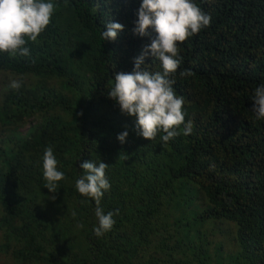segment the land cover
I'll return each instance as SVG.
<instances>
[{"label":"trees","instance_id":"1","mask_svg":"<svg viewBox=\"0 0 264 264\" xmlns=\"http://www.w3.org/2000/svg\"><path fill=\"white\" fill-rule=\"evenodd\" d=\"M206 1L193 0L210 24L178 43L170 77L192 132L182 124L166 144L162 132L137 135L136 118L107 96L115 73L132 72L155 36L132 31L142 0H52L47 28L36 42L25 37L30 56L0 53V71L21 83L0 93V264H264V225L247 228L259 240L246 247L232 229L249 207L264 214V167L245 164L256 141L247 120L238 121L245 132L231 131L239 112L256 118L264 0ZM106 21L124 25L115 41L101 38ZM245 27L250 34L238 31ZM144 67L161 70L151 55ZM47 147L64 173L56 193L44 187ZM87 160L108 164L100 207L115 224L99 237L97 205L75 189Z\"/></svg>","mask_w":264,"mask_h":264},{"label":"clouds","instance_id":"2","mask_svg":"<svg viewBox=\"0 0 264 264\" xmlns=\"http://www.w3.org/2000/svg\"><path fill=\"white\" fill-rule=\"evenodd\" d=\"M217 3L221 1L207 0L204 5ZM201 9L193 0H142L140 4L138 19L134 22L135 27L132 31L143 37L149 35V29H152L155 36L151 38L150 44L144 46L142 53L134 58L132 72L115 73L114 83L108 89L107 96L118 104L122 114L136 118V134L145 139L154 140L157 134L162 132L164 134L161 136V142L166 144L180 135L177 129L182 124L185 125L183 135H189L192 132L191 122L185 124V113L182 110L183 98L174 92L172 87L174 80L170 77L177 72L181 62L178 58V43L184 42L210 24V15ZM53 13L52 0H0V53H8L10 56H30L25 37L28 41L36 42L38 36L49 25ZM105 27L106 31H102L101 38L108 41H115L118 33L124 29L123 24L112 21H106ZM238 31L250 34V27ZM234 39L238 41L239 37ZM149 55L159 61L160 71L150 72L144 67L145 57ZM190 74L188 70L180 72L181 76ZM9 87L18 90L21 83L12 80ZM251 99L254 101L252 110L256 118L249 121L239 112L231 126V131L234 134H241L246 130L254 133L256 141L251 143L254 154L245 160V164L253 161L254 167L259 165L264 167V84L254 90ZM241 117L248 122L246 130L238 125ZM128 135L127 130L122 131L117 135V139L124 143ZM57 163L53 149L47 147L43 154L42 167L43 178L46 181L44 187L50 193H56L57 182L64 179V173L57 170ZM79 167L84 174L75 180V189L82 196L95 201L98 226L93 229V232L99 237L110 231L115 224L114 213L104 214L100 207L104 192L111 187L106 177L108 164L101 161L97 165L87 160L83 161ZM50 198L55 199V196ZM263 225V212L259 207L253 206L249 207L243 220L232 229L236 230V235L239 236L237 238L243 247H246L259 240L257 234L255 239H248L250 232L246 231L247 228L255 229Z\"/></svg>","mask_w":264,"mask_h":264},{"label":"rangeland","instance_id":"3","mask_svg":"<svg viewBox=\"0 0 264 264\" xmlns=\"http://www.w3.org/2000/svg\"><path fill=\"white\" fill-rule=\"evenodd\" d=\"M12 80H17V77L13 76L10 72L0 71V93L1 94H2V91H1L2 85ZM27 127L28 125L22 128V131L24 132L27 129Z\"/></svg>","mask_w":264,"mask_h":264}]
</instances>
